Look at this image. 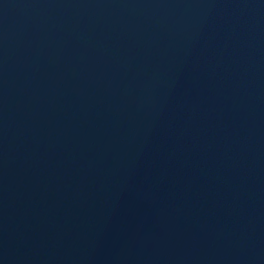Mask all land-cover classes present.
<instances>
[{"label":"water","instance_id":"95a60500","mask_svg":"<svg viewBox=\"0 0 264 264\" xmlns=\"http://www.w3.org/2000/svg\"><path fill=\"white\" fill-rule=\"evenodd\" d=\"M0 264H264V0H0Z\"/></svg>","mask_w":264,"mask_h":264}]
</instances>
